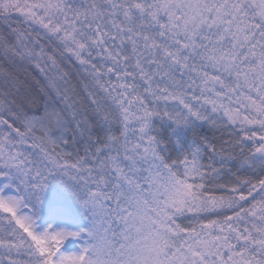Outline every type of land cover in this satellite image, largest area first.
<instances>
[{
    "label": "snow or ice",
    "instance_id": "1",
    "mask_svg": "<svg viewBox=\"0 0 264 264\" xmlns=\"http://www.w3.org/2000/svg\"><path fill=\"white\" fill-rule=\"evenodd\" d=\"M0 264H264V0H0Z\"/></svg>",
    "mask_w": 264,
    "mask_h": 264
}]
</instances>
